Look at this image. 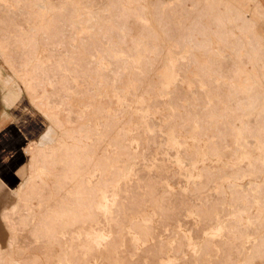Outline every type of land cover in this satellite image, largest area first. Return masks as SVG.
I'll list each match as a JSON object with an SVG mask.
<instances>
[{
	"label": "rangeland",
	"instance_id": "obj_1",
	"mask_svg": "<svg viewBox=\"0 0 264 264\" xmlns=\"http://www.w3.org/2000/svg\"><path fill=\"white\" fill-rule=\"evenodd\" d=\"M245 2L0 0V264H264Z\"/></svg>",
	"mask_w": 264,
	"mask_h": 264
},
{
	"label": "crops",
	"instance_id": "obj_2",
	"mask_svg": "<svg viewBox=\"0 0 264 264\" xmlns=\"http://www.w3.org/2000/svg\"><path fill=\"white\" fill-rule=\"evenodd\" d=\"M249 5H252L251 9H247ZM241 9L245 10V11H249L247 12H243L240 10H236L239 13H241L242 15H245L246 18L251 19L252 21H254V19H252V17L258 18V24L256 25V33L261 37L264 38V0H246L245 4L243 3V5H241ZM0 79H2V70L0 68ZM4 86H5V93H4V101L6 104H12L13 102H15L19 96H20V92L18 91L17 88L13 87V85L10 83L9 78H6L5 80H3ZM6 116L3 114L0 116V128L1 126L4 124V120H5ZM43 135V134H42ZM41 135V136H42ZM2 137L7 138L8 134L5 133L2 135ZM30 145H27L25 147V153H27V150L29 149ZM19 179V177H18ZM20 180V179H19ZM19 185V181L16 184V186H11L5 179L4 177L0 176V199L5 198V197H9V199L12 200V193L13 190L18 187ZM7 202L9 200H6ZM10 203H8V205H6V203L3 202L1 210H0V219L3 221V214L5 213V211L8 209V207L10 206ZM3 226H4V221H3ZM0 234H1V229H0ZM252 264H263L259 261L257 262H253Z\"/></svg>",
	"mask_w": 264,
	"mask_h": 264
},
{
	"label": "bare ground",
	"instance_id": "obj_3",
	"mask_svg": "<svg viewBox=\"0 0 264 264\" xmlns=\"http://www.w3.org/2000/svg\"><path fill=\"white\" fill-rule=\"evenodd\" d=\"M219 1V0H218ZM150 5V4H149ZM219 5V4H218ZM85 6V5H84ZM52 7V6H51ZM211 7V6H210ZM54 8V7H53ZM153 8V7H152ZM200 12V11H199ZM238 13V12H237ZM159 15V14H158ZM240 16V15H239ZM243 16H245V15H243ZM240 18V17H239ZM241 19V18H240ZM246 20V19H245ZM251 20V19H250ZM238 21V20H237ZM251 22V21H250ZM242 23V22H241ZM242 27V26H241ZM251 31V30H250ZM172 32V31H171ZM242 32H244V31H242ZM168 33V32H167ZM253 33H254V31H253ZM247 35V34H246ZM263 43V42H262ZM264 44V43H263ZM262 45V44H261ZM242 74V73H241ZM263 105V104H262ZM260 111V110H259ZM263 113V112H262ZM55 123V122H54ZM264 141V140H263ZM255 142V141H254ZM258 142V141H257ZM262 143V142H261ZM264 144V143H263ZM259 146V145H258ZM255 147V146H254ZM218 150H219V148H217ZM263 149V148H262ZM214 150V149H213ZM210 152V151H209ZM51 153V152H50ZM249 153V152H248ZM47 154V153H46ZM70 154V153H69ZM51 155V154H50ZM62 157V156H61ZM222 157V156H221ZM54 160V159H53ZM253 160V159H252ZM263 160V159H262ZM44 162L47 164V166H49V161H45L44 160ZM42 166V165H41ZM256 166V165H255ZM260 168V167H259ZM256 171V170H255ZM91 173V172H90ZM71 176V175H70ZM71 179V178H70ZM77 179V178H76ZM80 181V180H79ZM88 182V181H87ZM75 183H76V181H75ZM82 183V182H81ZM92 183V182H91ZM87 184V183H86ZM78 185V184H77ZM88 185V184H87ZM81 186V185H80ZM76 188V187H75ZM79 189V188H78ZM83 189H84V187H83ZM74 195V194H73ZM83 195V194H82ZM81 198V197H80ZM86 200V199H85ZM80 201V200H79ZM84 206V205H83ZM90 210V209H89ZM68 213V212H67ZM74 214V213H73ZM76 214V213H75ZM60 215V214H59ZM66 216V215H65ZM92 216V215H91ZM74 217H75V215H74ZM79 218V217H78ZM12 245V244H11ZM12 262H14V261H12Z\"/></svg>",
	"mask_w": 264,
	"mask_h": 264
}]
</instances>
